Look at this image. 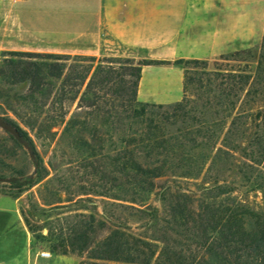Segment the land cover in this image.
Segmentation results:
<instances>
[{"label": "trees", "instance_id": "16d2710c", "mask_svg": "<svg viewBox=\"0 0 264 264\" xmlns=\"http://www.w3.org/2000/svg\"><path fill=\"white\" fill-rule=\"evenodd\" d=\"M230 46L219 59L229 67L216 61L210 70L208 60L177 59L174 64L185 69V91L194 93L170 104L138 98L143 66L157 60L77 55L69 63V54L0 53L6 108L23 117L15 103L35 105L40 116L52 96L62 108L78 101L68 119L65 110L25 122L52 136L55 126H63L62 139L103 181L101 189L80 194L113 199L117 208L133 210L144 229L134 231L129 219H114L104 209L99 217L82 214L52 226L48 238L26 217L34 246L48 240L54 253L88 252L84 264H264V35L256 44L238 39ZM8 120L29 139L27 130ZM39 161L35 174L14 177L11 184L20 192L45 177ZM203 175L196 191L172 184L156 191L161 178ZM241 187L261 192L263 204L238 196ZM154 194L160 205L151 203Z\"/></svg>", "mask_w": 264, "mask_h": 264}, {"label": "rangeland", "instance_id": "374dc122", "mask_svg": "<svg viewBox=\"0 0 264 264\" xmlns=\"http://www.w3.org/2000/svg\"><path fill=\"white\" fill-rule=\"evenodd\" d=\"M183 11L186 13L182 19L183 29L192 33L196 41L180 43L174 41V37L167 40H151L144 42H100L81 40L80 30L94 23V14L100 6V0H29L40 15L49 9V16L44 23L38 22V28H47L48 35L41 33H29L24 28H13L11 34L2 35L0 53L3 50L31 51L42 53H61L71 55L69 63L76 61L75 56H120L134 58L136 62L145 60H157L150 65H144L142 78L138 87L140 101L170 104L182 100L186 95L190 96L194 91H185V69L174 64L177 59H203L208 60L209 69H214L216 61L223 53L232 49L231 42L238 39L250 41L251 44L259 42L264 35V0H181ZM46 16V15H45ZM173 21V20H172ZM13 26L15 24H12ZM174 26H171L173 28ZM220 41H224L220 47ZM198 54L207 56L188 57L183 54ZM2 62V55H0ZM223 67H229L227 62H221ZM234 62H231L232 65ZM2 89V82H0ZM53 96L46 102L42 114L35 105L24 106L15 103L19 117L15 112L6 108L0 98V118H8L17 122L28 132L29 139H21L16 133L7 127L0 126V178L22 177L33 173L36 167L35 161L46 169L45 177L31 188H19L11 182L0 181V192L13 197H20L21 211L24 219L28 217L31 222L41 228L43 235L50 237L51 228L54 225L66 226L71 222L82 218V214H99L107 211L114 219H129L134 231L142 232L141 221L136 220L133 210L117 208L114 200L94 194H80L84 189H101L103 184L99 175L92 174L90 166L78 160L76 151L70 146L67 138L62 139L63 126H55L52 136L49 132L41 134L31 129L25 121L38 118L59 116L61 112L69 110L67 119L78 110V101L53 103ZM41 106V104H40ZM11 124V123H10ZM12 125V124H11ZM13 128H15L12 125ZM16 129V128H15ZM36 151L40 158L36 156ZM34 154L35 158L32 157ZM38 166V165H37ZM89 167V168H87ZM204 175L198 179H173L161 178L157 181L158 188L172 184L186 191L197 190L202 184ZM232 179V177L230 178ZM237 185H242L239 181ZM245 188L236 194L247 199L253 206L259 207L263 203L261 192L245 193ZM59 200V201H58ZM58 201L54 204H49ZM151 203L160 205L157 195L151 198ZM51 207H56L49 212ZM43 209L47 213L34 214L30 209ZM39 232V231H38ZM104 232L102 235H105ZM52 242L40 240L38 248L50 249ZM78 257L79 264H84L88 259V252L71 253Z\"/></svg>", "mask_w": 264, "mask_h": 264}, {"label": "crops", "instance_id": "0c3cea01", "mask_svg": "<svg viewBox=\"0 0 264 264\" xmlns=\"http://www.w3.org/2000/svg\"><path fill=\"white\" fill-rule=\"evenodd\" d=\"M183 10L181 0H100L94 23L85 26L79 34L81 40L100 42L159 41L173 36L174 41L190 45L196 38L183 29L182 19L186 15ZM47 16L49 9L39 15L29 0H0V42L2 35L11 34L18 26L29 33L48 35L47 28L36 26L37 21L44 23ZM223 42L220 41V47ZM42 251H50L52 255L44 256ZM0 264H79V260L74 254H58L34 246L20 197L0 192Z\"/></svg>", "mask_w": 264, "mask_h": 264}, {"label": "water", "instance_id": "95a60500", "mask_svg": "<svg viewBox=\"0 0 264 264\" xmlns=\"http://www.w3.org/2000/svg\"><path fill=\"white\" fill-rule=\"evenodd\" d=\"M0 126H4V127H7V128H9L10 130H12L14 133H16L19 137H20V135H19V133H18V131L15 129V128H13L12 127V125L10 124V123H8L5 119H3V118H0ZM21 138V137H20ZM22 139V138H21ZM32 157L33 158H35V156H34V154H32ZM35 163H36V167H37V162L35 161ZM35 171H36V168L34 169V171H33V173H35ZM16 178H0V181H5V182H12L13 180H15Z\"/></svg>", "mask_w": 264, "mask_h": 264}, {"label": "built area", "instance_id": "2783aa9c", "mask_svg": "<svg viewBox=\"0 0 264 264\" xmlns=\"http://www.w3.org/2000/svg\"><path fill=\"white\" fill-rule=\"evenodd\" d=\"M41 254L44 256H47V257L52 255V253L50 251H42Z\"/></svg>", "mask_w": 264, "mask_h": 264}]
</instances>
